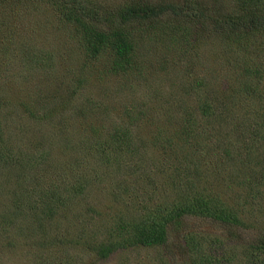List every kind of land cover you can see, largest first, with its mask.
Wrapping results in <instances>:
<instances>
[{
  "label": "trees",
  "instance_id": "trees-1",
  "mask_svg": "<svg viewBox=\"0 0 264 264\" xmlns=\"http://www.w3.org/2000/svg\"><path fill=\"white\" fill-rule=\"evenodd\" d=\"M28 1L33 7L50 3L73 26L72 36H78L84 53L79 86L90 81L93 72L85 70L95 66L127 80L137 73L142 76L152 56H147L148 44L158 47V41L172 51L160 60L164 65L171 58L180 66L186 52L192 60L198 53L199 59L202 47L212 57L225 53L229 58L221 64L232 68L230 76L235 79L226 88L220 86L217 97L203 91L211 86L206 77L189 79V93L204 94L194 103L196 114L188 112L157 126L152 114L159 111L161 97H151L157 110L145 100L135 106L126 103L115 123L105 113L108 108L93 119L87 111L106 102L90 99L91 105L79 108L86 134L79 135L85 140L84 148L76 154L86 155V150L106 154L110 146L111 159L88 153L89 159L82 163L66 162L61 171L72 175L65 173L63 192L56 180L36 191L22 183L24 175L18 171L22 178L17 185H0L12 188L7 195L11 210H0V236L22 237L18 240L27 250L37 244L32 237L46 240L39 243L42 250L30 251L33 256L26 264H88L89 258L95 263L137 248L156 249L160 264H264V57L259 64L249 59L255 39L264 34V0H233L232 10L225 6L228 0H213L215 4L212 0H128L109 10L90 0H0V5L19 9ZM99 71L96 67L95 74ZM185 86L173 97L177 104L184 101L181 88ZM64 93L68 98L54 92L58 105L50 107H56V115L58 107L68 113L77 100ZM19 104L25 114H33L29 102ZM140 123L150 131L136 128ZM209 134L217 139L206 141ZM92 143L100 145V152L88 149ZM0 156L14 157L1 146ZM45 158L41 156L36 164ZM80 198L85 210L71 222L72 230L58 222L54 229L57 211L79 203ZM2 199L0 204H5ZM21 209L29 212L23 222ZM194 221L209 225L198 228Z\"/></svg>",
  "mask_w": 264,
  "mask_h": 264
},
{
  "label": "rangeland",
  "instance_id": "rangeland-1",
  "mask_svg": "<svg viewBox=\"0 0 264 264\" xmlns=\"http://www.w3.org/2000/svg\"><path fill=\"white\" fill-rule=\"evenodd\" d=\"M90 1L109 10L117 8L128 0ZM212 2L216 3L213 0ZM227 2L228 4L225 6L229 5L230 10L234 9V1L228 0ZM33 6V2L30 1L23 2L19 9L11 4L0 5V146L5 154L14 155L13 158L6 160L0 156V185L2 183L17 185V182L22 178L19 171L24 175L22 183L30 184L36 191H39L38 188L41 187L47 189L51 182L56 180L63 192L65 189L64 177H67L68 172L72 175V171H61L66 162H69V165L78 161L82 163L86 158V160L89 159L88 153L96 159L104 160L103 156L110 160V146L106 147L107 155L100 152V145L93 143L88 146V149L93 147L100 152L99 154H95L92 150L84 151L86 153L83 154L86 155L76 154L81 153L84 148L82 142L85 140L83 137L79 139V135L86 134L85 126L82 123L85 121V117L79 108L84 109L85 106L82 107V105H91L90 99L106 102L103 104L104 106L100 105V109H94L92 112L87 111L93 119L98 115H104L101 109L108 108L109 110L106 109L105 113L110 117L111 122L115 123L118 122L116 119L123 112V106L126 103L135 106L138 101L145 100L152 110H157L158 108L153 105L151 97H161L162 102L158 105L159 111L152 114L153 117L155 116L154 123L157 126L165 123L168 119L183 117L188 112L196 114L197 104L194 103L199 100L198 97L201 95L204 97V94L193 90L189 93L190 89L187 85L189 79H194L196 76L206 77V82L211 86L203 88V91H206L211 97H217L216 94H219L220 91L219 87L225 85L226 88L229 81L235 79L230 76L232 68H229V65L223 67L221 64L229 58L225 53L212 57L211 52L205 51V48L202 47L199 59L198 53L196 59L192 60L191 53L186 52L180 66H175V62L171 58L167 65H164L160 60L163 57L168 58L172 51L164 48V44L158 41V47L148 44L147 56L150 53L152 56L147 58L142 76L137 73L135 77L127 80L124 76L108 74L102 66H95L93 70H85L89 73L93 72L90 81L86 79L84 80L85 84L79 86L78 75L84 73V53L78 36H72L74 34L73 26L67 23L60 13L52 10L53 7L50 3ZM13 12H15L14 15H12ZM192 24H190L191 27H193ZM255 40L252 51L249 50L252 54L249 59L250 62L259 64L260 58L264 57V34L259 33ZM34 57L35 60L32 61L31 58ZM196 61L197 65L194 64ZM96 67L100 68L97 74H95ZM103 70L106 72L104 75L101 74ZM181 85H186L184 89L181 88L184 101L177 104L173 97H178ZM66 91L73 95V99L77 100L68 113L61 112L58 107L59 113L56 115V107H50L51 104L58 105V97H53L54 92H58L59 97L68 98L64 93ZM25 101L29 102L33 114H25L22 107H19V103ZM78 103H80V107ZM112 105L114 108H118V111L113 110ZM38 110L40 113L36 114ZM54 116L56 117L54 118ZM140 122L142 123V121ZM141 123L135 127L150 131V127L145 123L141 125ZM89 124V122L86 123V128ZM133 129L135 128L133 127ZM209 138L216 140L217 136L209 134L205 138L206 141ZM69 140L70 146L74 145L71 149H67L70 147L68 146ZM41 156L46 158L36 164ZM32 159L34 166L31 168ZM105 181L106 179L102 184ZM11 191L12 188L5 189L0 186V198L3 197L2 202L5 203L0 204L1 211L9 208L11 210V202L7 196ZM84 203L83 198H80L79 203L59 209L56 217L52 219L54 229L57 228L58 222L62 227H69L72 230L71 222H75L76 216L83 214ZM18 213L20 222L25 221L26 214H29L26 209H21ZM192 223L199 225L198 228L209 225L208 222L194 221ZM25 237L30 239L31 234L26 233ZM19 238L22 237L7 239L0 236V264H26L33 256L30 251L33 249L42 250L39 243L42 241L46 243L45 239L37 240L32 237L31 241H36L37 244L27 250L22 240H18ZM93 263L94 260L89 258L88 264ZM139 263L160 264L157 261V250L137 248L122 256L98 260L94 264ZM228 264L249 263L235 261Z\"/></svg>",
  "mask_w": 264,
  "mask_h": 264
}]
</instances>
